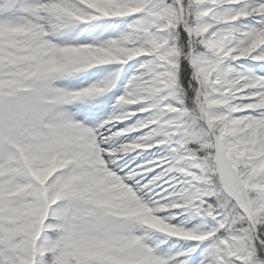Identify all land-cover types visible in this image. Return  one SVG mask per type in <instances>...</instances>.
<instances>
[{
  "label": "snow or ice",
  "instance_id": "obj_1",
  "mask_svg": "<svg viewBox=\"0 0 264 264\" xmlns=\"http://www.w3.org/2000/svg\"><path fill=\"white\" fill-rule=\"evenodd\" d=\"M0 264H264V0H0Z\"/></svg>",
  "mask_w": 264,
  "mask_h": 264
}]
</instances>
